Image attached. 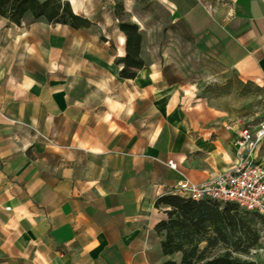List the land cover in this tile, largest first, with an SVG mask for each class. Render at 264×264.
I'll return each mask as SVG.
<instances>
[{"label": "crops", "instance_id": "0c3cea01", "mask_svg": "<svg viewBox=\"0 0 264 264\" xmlns=\"http://www.w3.org/2000/svg\"><path fill=\"white\" fill-rule=\"evenodd\" d=\"M158 2L221 68L259 88L260 111L174 79L141 28L143 65L120 76L124 36L98 3L68 0L88 20L78 26L0 15V37L14 28L0 44V264L179 261L162 250L156 223L168 206L156 198L234 165L239 127L264 122V0ZM252 160L264 167V136Z\"/></svg>", "mask_w": 264, "mask_h": 264}, {"label": "trees", "instance_id": "16d2710c", "mask_svg": "<svg viewBox=\"0 0 264 264\" xmlns=\"http://www.w3.org/2000/svg\"><path fill=\"white\" fill-rule=\"evenodd\" d=\"M26 10L50 22H67L71 26L88 23L70 10L68 0H0V15L15 24ZM117 28L124 36L123 53L116 58L121 64L118 74L132 77L143 65L142 35L132 20L118 18ZM155 202L168 206L165 218L156 223L157 229L164 231L162 250L181 252L179 261L167 258L160 264H253L242 256L257 244L260 231L264 232V219L256 211L230 200L220 203L171 191L158 196ZM219 246L223 247L222 252L211 253Z\"/></svg>", "mask_w": 264, "mask_h": 264}, {"label": "rangeland", "instance_id": "374dc122", "mask_svg": "<svg viewBox=\"0 0 264 264\" xmlns=\"http://www.w3.org/2000/svg\"><path fill=\"white\" fill-rule=\"evenodd\" d=\"M90 6L96 3L103 5L101 11L112 10L118 18L128 19L135 15L138 28L148 30L147 38L152 44L157 43V57L172 63V69L165 72L183 82L198 83L200 93L231 95L232 106L243 114L260 111L262 100L257 86L243 82L230 70L223 69L216 60L206 52V48L186 34V27L180 21L170 22L168 10L158 0H89ZM117 12V13H116ZM2 28L0 22V29ZM12 27L8 33L0 37V44L10 45L13 35ZM179 32L182 34L178 35ZM160 44V45H159ZM162 44V45H161ZM155 47V45H154ZM198 48V52L196 49ZM171 65V64H170ZM223 247H215L211 253H219ZM242 258L252 260L253 264H264V232L260 231L257 244Z\"/></svg>", "mask_w": 264, "mask_h": 264}, {"label": "built area", "instance_id": "2783aa9c", "mask_svg": "<svg viewBox=\"0 0 264 264\" xmlns=\"http://www.w3.org/2000/svg\"><path fill=\"white\" fill-rule=\"evenodd\" d=\"M263 136V121L253 128L240 126L235 139L239 148L238 162L199 181L180 178L170 191L194 199L210 198L220 203L234 201L240 207L256 211L264 219V167L252 160L253 149ZM167 163L173 166L170 160Z\"/></svg>", "mask_w": 264, "mask_h": 264}]
</instances>
